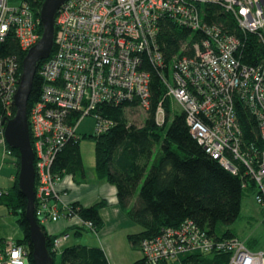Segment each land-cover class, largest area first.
Returning a JSON list of instances; mask_svg holds the SVG:
<instances>
[{
    "label": "built area",
    "instance_id": "built-area-1",
    "mask_svg": "<svg viewBox=\"0 0 264 264\" xmlns=\"http://www.w3.org/2000/svg\"><path fill=\"white\" fill-rule=\"evenodd\" d=\"M37 2L0 0V43L14 37L26 53L37 44L42 35ZM204 5L227 15L243 37L208 23ZM166 18L199 35L193 55L176 57L167 69L157 44L159 23ZM251 34L263 48L256 65L241 61L244 41ZM146 66L160 71L166 93L185 113L192 136L226 170L242 177L243 187L264 212V0H69L58 11L54 49L39 70L44 82L41 99L29 113L36 218L41 225L71 217L63 211L67 206L56 201L60 178L53 164L78 135L82 118H95V133L101 134L111 121L97 113L99 107L137 100L139 108L149 109L151 75ZM21 75L16 59H0V104L7 109L0 118V142L9 156L14 155L5 142L3 122L14 116L9 108ZM239 104L255 117L258 141L245 138ZM165 116L160 104L159 125ZM3 193L0 188V198ZM85 224L94 229L92 223ZM64 241L63 236L55 238L52 250L57 252ZM214 248L231 253L229 264H264V250H252L238 237L215 243L191 220L141 244L148 264L171 263L186 253ZM0 262L31 264L28 247L0 240Z\"/></svg>",
    "mask_w": 264,
    "mask_h": 264
},
{
    "label": "trees",
    "instance_id": "trees-1",
    "mask_svg": "<svg viewBox=\"0 0 264 264\" xmlns=\"http://www.w3.org/2000/svg\"><path fill=\"white\" fill-rule=\"evenodd\" d=\"M42 3L43 0H38V11ZM203 10L208 23H217L225 30L243 37L231 19L221 14L217 7L204 5ZM198 37V32L167 18L163 19L159 23L157 44L166 69L176 57L192 56L193 43ZM248 39L249 42L244 38L241 61L256 65L263 48L255 35H249ZM26 54L14 37L9 36L0 43V59L8 56L16 59L20 72L23 71ZM40 69L34 79L28 104L29 113L41 99L44 82L39 75ZM146 69L151 75L150 106L143 124L139 126L128 118V112L139 111V101L120 105L106 104L99 107L97 113L111 121L109 129L101 134L83 136L95 143V171L98 178L107 180L117 188L120 204L128 208L130 218L142 227L140 233L129 236L131 244L141 249L144 240L156 238L166 228H178L187 220L204 230L215 243L237 238L225 226L234 223L240 215L242 199L247 191L243 187L242 177L226 170L205 151L192 136L185 113L177 107L173 109V102L166 93L160 71L150 66H146ZM160 104L166 113L163 125L156 121V111ZM9 110L12 115L16 112L15 106ZM238 112L245 138L258 141L259 129L255 117L240 104ZM6 115L7 109L0 104V118ZM77 118L79 115L75 116ZM77 136L79 138L65 145L53 164V173L60 179L66 175H72L78 182L86 178L81 153L83 138L79 134ZM7 147L19 159L18 151ZM19 167L18 162V170ZM3 191L0 203L5 204L18 217V224L23 231V238L18 243L28 247L29 261L33 264L29 225L25 218L27 201L19 193L18 187ZM104 204L101 202L84 207L76 202L63 211L92 223L94 229L91 230L97 232L104 224L100 212ZM57 237L47 234L48 247L55 258L57 252L52 250V246ZM230 258V252L214 248L208 253L199 250L189 252L171 263L159 264H229ZM61 264L110 263L101 247L75 245L65 248L61 254ZM133 264L148 263L143 257Z\"/></svg>",
    "mask_w": 264,
    "mask_h": 264
},
{
    "label": "crops",
    "instance_id": "crops-1",
    "mask_svg": "<svg viewBox=\"0 0 264 264\" xmlns=\"http://www.w3.org/2000/svg\"><path fill=\"white\" fill-rule=\"evenodd\" d=\"M0 149L3 151L0 171L7 168L12 172L14 157H8L1 144ZM0 188L3 189L1 186ZM57 189L60 198L56 201L62 208L76 202L84 207L105 203L100 210L104 224L97 232L89 229L79 216L63 217L57 222L45 225L48 235L65 237L63 245L56 253L57 261L65 248L75 245L101 247L110 264H133L143 258L141 250L135 248L129 240V236L140 233L142 227L130 218L128 208L120 204L117 188L114 185L98 178L97 174L96 178L88 180L86 173L85 180L80 182L72 175L64 176L57 182ZM3 205L5 206L0 203V207ZM11 214L10 210H0V237L14 241L21 240L23 234L21 235L15 221L11 219Z\"/></svg>",
    "mask_w": 264,
    "mask_h": 264
},
{
    "label": "water",
    "instance_id": "water-1",
    "mask_svg": "<svg viewBox=\"0 0 264 264\" xmlns=\"http://www.w3.org/2000/svg\"><path fill=\"white\" fill-rule=\"evenodd\" d=\"M69 0H44L38 11L42 35L23 60L20 84L14 97L16 112L13 118L3 122L6 144L19 153L18 190L27 201L25 218L29 225L33 264H55L56 258L49 250L47 232L36 218V167L28 104L34 79L41 63L54 49L56 17L59 9Z\"/></svg>",
    "mask_w": 264,
    "mask_h": 264
},
{
    "label": "rangeland",
    "instance_id": "rangeland-1",
    "mask_svg": "<svg viewBox=\"0 0 264 264\" xmlns=\"http://www.w3.org/2000/svg\"><path fill=\"white\" fill-rule=\"evenodd\" d=\"M44 1V0H43ZM177 106L173 104V109ZM147 113L145 110L139 108L137 112H128V118L132 123H136L141 126L143 124L144 119L146 118ZM96 132V120L93 117H84L78 124V134L83 136L95 134ZM0 144L5 148L3 143ZM81 153L84 161V165L86 168V173L88 176V180L96 178L95 171V143L90 138H83L81 141ZM5 154L9 157L5 150ZM3 151L0 149V158H2ZM13 169L12 172H9L7 168H3L0 171V186L3 190L12 189L14 187H18V168L17 163L19 162L18 157L13 156ZM36 161V159H35ZM11 185V187H10ZM0 210H9L7 206L3 205L0 207ZM8 212V211H7ZM12 213V212H11ZM11 219L15 221L16 225L19 228V232L21 235L23 234L22 228L18 225L17 220L18 217L13 213L11 214ZM225 229H230L233 231L236 236L247 243V245L255 251L264 250V212L262 207L257 204L255 200V195L251 192H245L242 199L241 212L236 221L230 225L225 226ZM0 240L9 241L6 238L0 237ZM13 241V240H12ZM18 242V240H15ZM21 244V243H20ZM141 250V249H140ZM140 254V253H138ZM0 264H2L0 262ZM56 264H61V258H56Z\"/></svg>",
    "mask_w": 264,
    "mask_h": 264
},
{
    "label": "bare ground",
    "instance_id": "bare-ground-1",
    "mask_svg": "<svg viewBox=\"0 0 264 264\" xmlns=\"http://www.w3.org/2000/svg\"><path fill=\"white\" fill-rule=\"evenodd\" d=\"M123 103H125V102H123ZM128 103H131V102H128ZM74 138L77 139V138H79V136L76 135V136H74L72 139H74ZM72 139H71V140H72ZM71 140H70V141H71ZM68 142H69V141H68ZM68 142H67V143H68ZM61 151H62V150H61Z\"/></svg>",
    "mask_w": 264,
    "mask_h": 264
}]
</instances>
